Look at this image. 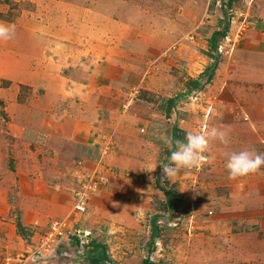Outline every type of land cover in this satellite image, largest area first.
I'll return each mask as SVG.
<instances>
[{
  "label": "rangeland",
  "instance_id": "1",
  "mask_svg": "<svg viewBox=\"0 0 264 264\" xmlns=\"http://www.w3.org/2000/svg\"><path fill=\"white\" fill-rule=\"evenodd\" d=\"M0 22L15 25L0 39V264H21L53 220L72 241L78 230L102 243L112 264H264V167L236 179L225 168L226 153H264V0H0ZM215 30L227 31L216 81L187 94ZM70 113L93 122L92 146L64 140ZM174 125L176 141L216 127L229 143L162 179ZM94 173L108 182L75 213ZM46 187L60 209L33 197ZM87 243L58 261L90 263Z\"/></svg>",
  "mask_w": 264,
  "mask_h": 264
},
{
  "label": "clouds",
  "instance_id": "2",
  "mask_svg": "<svg viewBox=\"0 0 264 264\" xmlns=\"http://www.w3.org/2000/svg\"><path fill=\"white\" fill-rule=\"evenodd\" d=\"M15 34V25L0 22V39L9 40ZM164 143L169 147L172 140L163 137ZM210 141H219L222 144L229 143V135L226 131L212 127L206 133L187 132L185 140L175 142L176 150L171 151L170 163L162 166V179L175 176L182 168H192L198 166L202 159V154L207 151ZM225 168L229 179H236L248 174L258 172L264 167V153L256 150H240L226 153Z\"/></svg>",
  "mask_w": 264,
  "mask_h": 264
},
{
  "label": "built area",
  "instance_id": "3",
  "mask_svg": "<svg viewBox=\"0 0 264 264\" xmlns=\"http://www.w3.org/2000/svg\"><path fill=\"white\" fill-rule=\"evenodd\" d=\"M107 182L108 177L104 175L94 173L89 176L88 183L83 184V189L77 191L76 193V203L73 206V211L75 213L83 212L85 210L84 203L88 192L95 191L98 185L106 184ZM62 226V223H59L57 220H53L47 228L45 234L38 240V244L32 245L31 250L27 251L26 256L24 254H20L18 261L22 262L23 259L28 257H31V261L36 263L38 261H45L46 259L59 260L62 256L68 258H77V256L80 257L84 250V244H86L87 241H83L81 239V232L78 230L74 232L75 235H73V237H75V240L72 241L70 235L65 234V232L60 229ZM85 234H88L87 231L82 233L84 236ZM54 238H56V240ZM6 264H9V262ZM76 264L88 263L83 260H79ZM100 264H112V262L111 260H105Z\"/></svg>",
  "mask_w": 264,
  "mask_h": 264
},
{
  "label": "trees",
  "instance_id": "4",
  "mask_svg": "<svg viewBox=\"0 0 264 264\" xmlns=\"http://www.w3.org/2000/svg\"><path fill=\"white\" fill-rule=\"evenodd\" d=\"M226 32H227L226 30H223V31L215 30L211 33V35L208 39V42H209L210 49L212 50V52H214V53H209V57L212 59V63L209 66H207L204 69V71H202L199 74L198 77L191 78L188 81L187 89L185 91L187 94L200 89L204 84L209 83L212 80V78L214 76L215 69L217 67L218 57H219V54L218 53L216 54V52H215V50L218 48V37L224 38L226 36ZM175 97L176 96L170 97L167 99L168 104H167L166 115L170 114V109L172 108V106L174 104ZM172 129H173V137H172L171 150H174L176 137H177V131H179V128L176 125H174L172 127ZM156 184L163 191V193L167 199H170L172 197V191L170 188H167L166 186H162L158 179H156ZM22 226L23 225L20 223V221L15 222L16 230L18 231V233L20 235L23 234ZM151 228L152 229H151V233H150V237H149L150 244L152 243V240L158 235V229H157V225H156L155 220L152 221V227ZM87 254L89 255L90 262L93 264H100L101 262H104L105 260H109L105 246L98 241L89 242ZM151 263L152 262L150 261L149 257L143 258L141 261V264H151Z\"/></svg>",
  "mask_w": 264,
  "mask_h": 264
},
{
  "label": "crops",
  "instance_id": "5",
  "mask_svg": "<svg viewBox=\"0 0 264 264\" xmlns=\"http://www.w3.org/2000/svg\"><path fill=\"white\" fill-rule=\"evenodd\" d=\"M249 42V45L248 46H252V49H255V48H258L259 45H255L257 44L256 42V39H249L248 40ZM254 44V45H252ZM260 52V51H259ZM257 68L255 67H251L250 68V71L251 74H256L257 73ZM217 76V75H216ZM216 78V77H215ZM213 79L212 81H216V79ZM102 99V98H100ZM98 114V113H97ZM80 116L81 118H85V119H82L80 120ZM95 116V115H94ZM121 115H118L116 116V118L120 117ZM104 115H96L95 118L96 120H98V122L100 121H103L105 118H103ZM92 118V117H90ZM75 120V121H74ZM87 116L82 114V115H79V114H67L65 116V123L66 122H70V125L67 126V128L62 132V134H64V140L68 143H72V144H87V145H93L92 144V140L91 139H94L96 140L97 138L95 137H91L89 134L93 133L95 128L94 127V124L93 122H91V120H89V122H87ZM73 122V123H72ZM75 122V123H74ZM116 127H120L122 128L123 127V123L121 122V124H117ZM118 129V128H117ZM91 131V132H90ZM118 131V130H117ZM94 143V142H93ZM34 198H36L37 200L39 201H48L47 204H53L54 207L60 209L61 206H63V204H59L57 201V193L55 192L54 189L52 188H48L46 187L45 190H44V193L43 195H40V196H33ZM28 260H30V264H64L63 262L61 261H38L37 263L34 262V261H31V257H28L26 259H23L21 264H27L28 263ZM9 261H6L5 263H7ZM4 263V264H5ZM77 262H73V264H76ZM88 264H90L89 262H87ZM10 264V262H9ZM12 264V263H11Z\"/></svg>",
  "mask_w": 264,
  "mask_h": 264
}]
</instances>
